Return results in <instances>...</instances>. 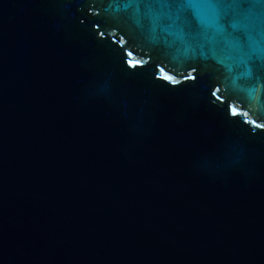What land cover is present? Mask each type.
Here are the masks:
<instances>
[{
    "label": "water",
    "instance_id": "1",
    "mask_svg": "<svg viewBox=\"0 0 264 264\" xmlns=\"http://www.w3.org/2000/svg\"><path fill=\"white\" fill-rule=\"evenodd\" d=\"M0 0V264H264V0Z\"/></svg>",
    "mask_w": 264,
    "mask_h": 264
},
{
    "label": "snow or ice",
    "instance_id": "2",
    "mask_svg": "<svg viewBox=\"0 0 264 264\" xmlns=\"http://www.w3.org/2000/svg\"><path fill=\"white\" fill-rule=\"evenodd\" d=\"M193 8L201 23L211 24L210 17H217L219 15V5L214 0H190Z\"/></svg>",
    "mask_w": 264,
    "mask_h": 264
}]
</instances>
